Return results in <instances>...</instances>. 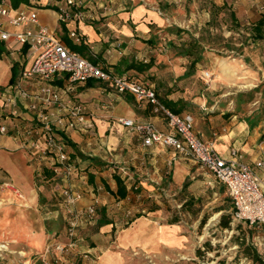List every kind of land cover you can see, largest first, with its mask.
Returning <instances> with one entry per match:
<instances>
[{
    "label": "crops",
    "instance_id": "crops-1",
    "mask_svg": "<svg viewBox=\"0 0 264 264\" xmlns=\"http://www.w3.org/2000/svg\"><path fill=\"white\" fill-rule=\"evenodd\" d=\"M32 1L18 7L29 8ZM41 3L45 4L46 0ZM154 3L155 0H87L91 20L76 24H62L55 9L39 8L38 23L48 27L70 49L76 45L67 33L75 27L84 40L75 51L117 75L151 85L158 98L177 105L175 109L179 110V115H192L196 136L211 143L220 156L225 157L229 151L236 150L250 164L264 157V146H260L264 142V119L250 114H231L206 102L208 94L192 93L193 79L204 80L203 61L190 68L192 59L182 54L181 45L172 44L169 36L164 34L169 26L167 17ZM7 30L14 33L22 27L9 26ZM30 64L26 46L13 39L0 41V126L6 129L5 134L0 133V193L11 206L24 212L23 216L36 215L34 211L37 212L43 193L42 186H37L36 181L37 176L48 178L44 172L51 174L48 181L61 179L81 194L75 204L77 212L94 206L96 212L139 208L149 214L160 210L157 205L181 190L193 179V174H210L170 147L143 146L136 132L117 122L120 118L150 122L158 131L169 133L171 130L163 115L154 112L151 105L138 103L129 93H118L101 81L67 88L64 74L55 76L52 84L60 90L65 89L67 102L84 107L87 123L83 128L63 135L74 173L68 178L54 174L45 162L36 160L25 148L26 138L22 131L34 123L32 113L27 109L28 101L20 98L9 101L12 94L8 91L16 85L27 92H34L42 85L38 80L20 78L22 68ZM141 65L149 68L139 71L137 67ZM258 174L264 181V172L258 171ZM44 192L48 194V190L44 189ZM138 216L134 218L136 222L145 219ZM98 217L89 222L92 226H101L89 234L87 241L89 251L93 249L94 252L102 251L96 246L97 241L105 243L110 238L104 228L117 226L110 219ZM21 219L20 224L27 228L31 219ZM18 237L12 240L16 241Z\"/></svg>",
    "mask_w": 264,
    "mask_h": 264
},
{
    "label": "rangeland",
    "instance_id": "rangeland-1",
    "mask_svg": "<svg viewBox=\"0 0 264 264\" xmlns=\"http://www.w3.org/2000/svg\"><path fill=\"white\" fill-rule=\"evenodd\" d=\"M154 6L167 17L169 26L164 34L172 44L184 47L186 42L198 41L195 46L203 56L201 71L209 72L211 78H194L192 93L208 94L206 102L231 114L264 119V39L256 43L250 39L251 26L264 18V0H155ZM230 13L235 14L237 26ZM48 178L37 176L36 184L42 186L43 193L36 215L23 216L24 212L0 193V264H252L231 242L233 236H241L235 228L239 223L250 230L248 241L264 259V225L233 220L231 229L218 227L221 213L216 208L227 196L211 174H193V179L160 202V210L153 214L139 208L108 213L94 208L90 219L74 218L76 203L70 211L61 196L63 188H72L61 179ZM185 202L190 205L183 210ZM98 215L117 226L104 228L110 238L105 243L97 241L102 251L94 252L89 251L87 241L101 226L89 222ZM138 215L145 219L136 222ZM204 216L206 223L199 227ZM20 219L31 222L26 228ZM174 219L178 222L171 223ZM15 236L18 238L13 241ZM206 242L211 246L209 251L204 247ZM47 247L49 253H45ZM197 249L203 252L202 257L196 256Z\"/></svg>",
    "mask_w": 264,
    "mask_h": 264
},
{
    "label": "built area",
    "instance_id": "built-area-1",
    "mask_svg": "<svg viewBox=\"0 0 264 264\" xmlns=\"http://www.w3.org/2000/svg\"><path fill=\"white\" fill-rule=\"evenodd\" d=\"M41 1L33 0L29 8H13L9 0L0 1V41L13 39L19 45L26 46L31 64L22 68L20 78L42 83L34 92H27L18 85L8 91V94H12L9 101L15 102L17 98L28 101L27 109L32 113L34 123L22 132L26 138L25 148L33 157L45 162L54 174H63L68 178L74 173L63 135L83 128L87 123V114L81 104L67 102L64 99L65 89L60 90L52 81L58 74H64L67 88L89 81L105 82L118 93H129L138 103L149 104L154 112L163 115L171 130L169 133L158 131L150 122L126 118L117 120L124 128L136 132L143 146L157 144L170 147L180 156L191 159L225 187L226 196L233 204L234 221L249 226L264 225V181L258 174V171L264 172V157L250 164L236 150L229 151L225 157L220 156L211 143L196 136L191 114L170 112L159 103L151 85L117 75L90 61L70 49L48 27L38 23V9L45 7L55 9L58 21L62 24L91 20L87 0H46L45 4ZM9 26H21L22 30L11 33L7 30ZM67 37L76 46L84 42L75 27L68 31ZM203 77L208 81L211 74L203 72ZM0 133H6L4 126H0ZM262 145L264 143L261 142ZM61 196L69 210L81 199V194L70 188H63ZM93 213L94 207L90 206L85 212H74L72 216L90 219ZM55 249L62 248L55 246ZM49 251L47 247L45 253Z\"/></svg>",
    "mask_w": 264,
    "mask_h": 264
},
{
    "label": "trees",
    "instance_id": "trees-1",
    "mask_svg": "<svg viewBox=\"0 0 264 264\" xmlns=\"http://www.w3.org/2000/svg\"><path fill=\"white\" fill-rule=\"evenodd\" d=\"M9 2L13 8H17L19 5L27 3L28 0H9ZM230 18H231L232 22L234 23V25L237 26L238 23H237V19H236L235 14L230 13ZM179 32L180 31L178 30V33ZM250 39L253 43H256L259 40L264 39V18H261L254 25L251 26V28H250ZM197 43H198L197 40H194V43H192L191 41L186 42V45L184 47H182V51H181L182 54H184L187 57H189L190 59H192V62L190 64L191 69H193L195 67L196 63L201 62L202 58H203L202 53L197 51V48L195 46V44H197ZM71 48L74 50H78L76 48V46H73ZM148 68H149V66H142V65L137 67V69L139 71H145ZM157 98H158V96H157ZM158 101L162 106L167 108L170 112H172L174 114H179V110L175 109V107L177 106L175 103L170 104L169 102L162 101L160 98H158ZM44 174L46 175V177L51 176V174H49L47 172H44ZM222 193H223V188L221 187V188H219V194H222ZM189 205H190L189 202H185L184 204H182L181 208H183V210H184ZM233 211H234V208H233L232 201L228 197L224 198L222 204L218 208H216V212L221 213L219 220H218V227L219 228L231 229V223L233 221ZM137 217H139V216H137ZM206 220H207V216H204L200 220L199 227H202L206 223ZM176 222H178V220L174 219L171 223H176ZM235 228H236V230L240 231L241 236H239V237L233 236L231 238V242H234L239 247L240 252L244 256V258L249 260L252 264H264V259H262L260 254L257 252L256 248L248 241L250 238V230H248L246 228L244 229L242 227L241 223L236 225ZM246 234H247V236H246ZM204 247L207 251L211 250V248H210L211 246L208 242L204 243ZM202 255H203V252H201L200 249H197L196 250V256L202 257ZM217 264H224V263L222 261V262H219Z\"/></svg>",
    "mask_w": 264,
    "mask_h": 264
}]
</instances>
